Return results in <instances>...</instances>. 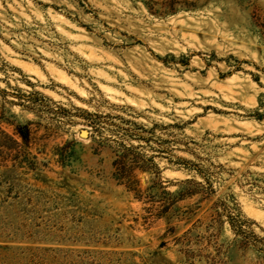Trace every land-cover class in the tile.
<instances>
[{
	"label": "rangeland",
	"instance_id": "rangeland-1",
	"mask_svg": "<svg viewBox=\"0 0 264 264\" xmlns=\"http://www.w3.org/2000/svg\"><path fill=\"white\" fill-rule=\"evenodd\" d=\"M0 264H264V0H0Z\"/></svg>",
	"mask_w": 264,
	"mask_h": 264
},
{
	"label": "trees",
	"instance_id": "trees-1",
	"mask_svg": "<svg viewBox=\"0 0 264 264\" xmlns=\"http://www.w3.org/2000/svg\"><path fill=\"white\" fill-rule=\"evenodd\" d=\"M126 157V154H123L122 155V159L120 160L121 161V166L120 168L122 169V173H125L126 171H130L132 170V168H134V165L132 164H128L127 160L125 159ZM192 181V179H186L185 182H190ZM183 189H179L177 192L181 193L182 197L188 195V194H192L194 192V190H185V192H182Z\"/></svg>",
	"mask_w": 264,
	"mask_h": 264
},
{
	"label": "water",
	"instance_id": "water-1",
	"mask_svg": "<svg viewBox=\"0 0 264 264\" xmlns=\"http://www.w3.org/2000/svg\"><path fill=\"white\" fill-rule=\"evenodd\" d=\"M83 131H86V133H85V134H87V133H88V130H86V129H84Z\"/></svg>",
	"mask_w": 264,
	"mask_h": 264
},
{
	"label": "bare ground",
	"instance_id": "bare-ground-1",
	"mask_svg": "<svg viewBox=\"0 0 264 264\" xmlns=\"http://www.w3.org/2000/svg\"><path fill=\"white\" fill-rule=\"evenodd\" d=\"M86 133V131H83V134H85Z\"/></svg>",
	"mask_w": 264,
	"mask_h": 264
}]
</instances>
